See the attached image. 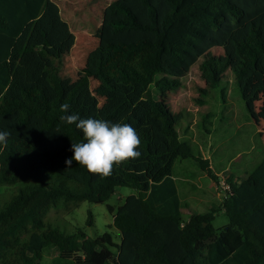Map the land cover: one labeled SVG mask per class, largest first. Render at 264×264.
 I'll return each instance as SVG.
<instances>
[{"label":"trees","instance_id":"trees-1","mask_svg":"<svg viewBox=\"0 0 264 264\" xmlns=\"http://www.w3.org/2000/svg\"><path fill=\"white\" fill-rule=\"evenodd\" d=\"M46 4L0 0V131L11 132L0 143V189L12 188L0 191V264H41L52 249L58 253L55 264H264V151L245 178L228 180L218 208L184 220L172 175L175 161L193 159L214 183L218 177L180 138L184 115L169 102L198 65L209 89L230 71L252 107L253 93L264 87V0H113L104 12L94 68L83 69L68 94L59 68L51 65L46 73L52 99L30 86L10 96V54ZM217 48L222 54L213 53ZM65 103L68 112L60 110ZM68 114L131 125L140 156L114 165L109 176L89 173L74 160L66 166L72 143L83 142L81 130L60 119ZM117 187L136 191L115 211L108 207L118 245L108 232L90 238L82 229L67 233L51 225V211L63 216L81 202L104 203ZM218 211L228 219L221 229L213 226ZM92 224L88 212L85 226Z\"/></svg>","mask_w":264,"mask_h":264},{"label":"rangeland","instance_id":"rangeland-1","mask_svg":"<svg viewBox=\"0 0 264 264\" xmlns=\"http://www.w3.org/2000/svg\"><path fill=\"white\" fill-rule=\"evenodd\" d=\"M112 1L47 0L43 13L26 25L12 49L9 58L11 81L7 93L10 96L20 95L21 87L30 86L41 88L47 98L52 99L54 92L47 80L46 70L55 65L60 70L65 95L68 94L80 81L83 69L94 68L104 12ZM31 47L33 51H23ZM222 52L221 48L213 51L216 55ZM224 76L217 88L209 89L198 65H194L181 80V86L169 95L171 110L184 115L177 128L180 138L191 143L195 156L200 154L208 160L211 170L218 177V183H214L193 159L175 161L172 175L184 220L193 213L218 208L228 190V180L239 182L263 157L264 87L255 90L250 108L233 82L231 72H226ZM95 85L96 82L91 80V87ZM200 89H207L208 93L204 94ZM149 91L156 99L155 87L149 86ZM221 91H224V99ZM198 98L201 101H197ZM99 106H104L100 97ZM138 172L142 176L146 174L144 167H139ZM0 191L10 193L12 188H1ZM132 194L136 191L117 187L114 195L104 203L81 202L63 216L51 211L49 219L54 221L51 225L67 233L79 228L90 238L108 232L112 244L118 245L120 235L112 226L113 213L108 207L115 211ZM88 212L93 218L91 227L85 226ZM227 223L223 211L215 213V229H221ZM110 249L116 252L115 247ZM57 254L55 249L50 250L42 257L41 264H55L53 258Z\"/></svg>","mask_w":264,"mask_h":264},{"label":"clouds","instance_id":"clouds-1","mask_svg":"<svg viewBox=\"0 0 264 264\" xmlns=\"http://www.w3.org/2000/svg\"><path fill=\"white\" fill-rule=\"evenodd\" d=\"M70 105L60 106L62 112H68ZM60 119L67 124H75L83 134V142L72 143L73 155L65 160L70 167L73 160L86 168L89 173L109 176L113 166L140 156L137 148L140 138L136 130L128 124H110L100 119H82L78 114H68ZM10 131H0V143H6Z\"/></svg>","mask_w":264,"mask_h":264}]
</instances>
